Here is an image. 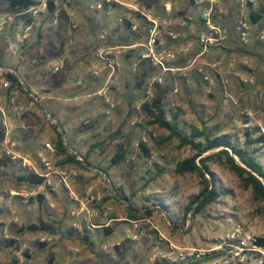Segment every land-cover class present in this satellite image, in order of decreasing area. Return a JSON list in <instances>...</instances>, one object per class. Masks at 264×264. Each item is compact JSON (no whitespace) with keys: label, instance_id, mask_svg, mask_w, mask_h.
Here are the masks:
<instances>
[{"label":"rangeland","instance_id":"rangeland-1","mask_svg":"<svg viewBox=\"0 0 264 264\" xmlns=\"http://www.w3.org/2000/svg\"><path fill=\"white\" fill-rule=\"evenodd\" d=\"M20 21L15 20L13 14L6 11L5 2L0 0L2 31L5 28L9 29L13 24L14 26L20 25ZM126 22L128 21L126 20L124 23L126 24ZM145 22L148 24L149 29V23L146 20ZM43 25L50 31H45ZM71 26L72 24L69 25L62 19V14L55 24L49 16L43 15L30 30L33 32L32 38L35 39L37 38V29L42 27L38 34L43 38V42L34 47L32 44L34 42L27 39L29 36L22 40H19V38L16 41L15 39L13 42L17 52L10 54L9 58L18 60L19 56L17 54H20V60L27 63V68L29 65L32 66L37 52L41 51L40 55L43 58L40 57L45 64L41 67L46 66L42 70L44 73L42 83L37 82L36 79L31 80V76H28L29 84L34 86L40 84L42 90L39 93L43 94L50 91L48 85L52 82H59L63 77L68 79L69 84L74 85V90L76 87H80V101H84V104H81L84 111H80L76 117H83L84 121H93V119L102 116L100 113L103 110V113L107 114L102 121L106 123L107 131L113 133L112 128L122 122L123 114L117 112L115 104L111 100L106 102V106L104 105L105 103L101 97H104L105 92L97 94V92L90 91L91 93H88L82 87L81 80L83 76L80 74L81 71H74L77 67L74 68L75 62L72 61L79 50L77 43L69 44L66 40V34ZM157 26L160 38L158 22ZM55 32H57L56 37L50 39L52 33ZM48 33L50 34L49 40H47ZM50 41H53L54 44L51 45ZM57 44L58 46H56ZM199 48H201L200 44ZM59 49L64 50L62 56H59V58L50 56V54H58ZM221 49L225 50V47ZM199 50L181 52V56L172 50L174 58L165 61L166 67L172 70L167 72H161L147 62L150 67L146 75L148 78L147 90H150L151 95L147 94V90L141 92L144 95L143 97L146 98L145 102H149L156 94H159L163 98L165 109L179 110L181 124L200 127V120L204 121L208 128L218 126L219 133L232 134L240 144L243 143L244 132L248 128L259 131L256 132L255 137L260 133L264 134V61L261 62V66H258L255 63L256 60L248 56V52H242L245 57L242 59L236 58V63L237 61L243 63L245 59L250 60L252 61V63H249L251 68H248V64L243 66L246 70L241 68V64L227 67L224 66L223 62L221 64L220 61L208 59L206 56L209 50L204 55H200ZM226 54H229V52H226ZM59 59H62L65 65L59 73L52 74L51 67ZM183 59L185 60L184 63H187L178 67V61ZM92 61L99 64L95 54ZM203 62L206 64H203ZM0 63L7 64V61L2 58ZM214 63H219V65L213 69L211 65ZM93 69L91 66L89 68L85 67L84 71L92 73ZM158 77H162V84L155 82ZM206 77L208 80H205ZM78 81L80 84L77 83ZM140 82V79L136 77L131 85L139 89ZM109 103L114 104L112 109L109 108ZM93 110L96 113H92ZM55 118L57 119V117ZM24 121L30 125V131L24 135L26 140H29L33 122L31 123L27 116L24 117ZM148 121L149 118L143 114L141 107L134 114H128L125 117L122 123H129L126 125L129 128L125 124L123 126L124 133L127 131L125 138L129 146L126 160L120 166L111 168L108 171V176H105L101 169L105 168L114 154L117 144L115 142L105 144L97 149L87 160L89 166L83 160L81 166L73 165L72 171H76V176L70 174L68 177L69 189L63 205L69 209L64 215L66 225L68 229L73 230H70L72 234L69 237L74 242H67V246L71 251L75 247L83 250L73 251V254L71 253L68 256L69 264H155L157 261L164 259L169 264H191L199 260L203 261L199 264H222L225 260H228L231 264H252L255 256L249 251L243 252L246 256L243 262L232 259L228 254L207 262L202 258L199 260L192 257L185 258L193 251L210 250L222 242L227 243L228 237L231 236L237 226L242 229L244 236L264 239L263 204L224 165L210 164L221 195L215 202L206 206L202 212L198 214L189 213L183 221V208L192 197L200 192L201 186L195 174L175 175L174 166L176 162L190 157L193 151L188 147L179 148L175 139L157 146V140L164 138L167 132L155 125H149ZM45 123L43 122V124ZM130 123L134 125L130 126ZM135 125L140 127V130L139 133L137 131L136 134H133ZM107 131L97 133L95 130L92 132V136H84L76 143H70L68 136L65 135L69 154L83 159L88 145L104 139ZM124 133L121 134L124 135ZM139 142H143L149 150L147 157H138L137 144ZM12 148L15 151L17 150L15 145ZM256 156L264 165V146ZM32 158H35V156ZM34 162L38 168L42 165L39 159ZM16 165L18 171L15 170L16 168L0 169V174L3 175L0 181V197L2 199L4 196L6 197L3 201L9 197L10 205L19 197L9 196L10 192L17 191L15 187L20 184L15 177L20 175L19 171L24 170L19 168L18 164ZM27 165L25 169L28 172L33 171ZM157 168H164L165 173L155 181L149 182L144 191H139V187ZM6 171L9 174H5ZM15 171L18 173H15ZM22 186L21 188L26 191H23V194L28 197L32 196L29 194L31 189L28 186ZM133 193L134 196H132ZM85 198L90 200L85 201ZM18 201L20 202L19 199ZM80 202H82V205H80ZM44 204L43 201L42 205L38 207L21 202L25 212L17 206V203L16 206L12 205V211H15L12 216L18 217V219L19 217H24V219L29 217V219L39 223L43 219V215L51 210L47 204ZM128 208L133 209L141 218L137 221L128 220ZM1 209L4 210V206L0 205V211ZM8 211L4 210L2 212L8 214ZM147 211L151 212L150 216L145 215ZM111 216L114 217L113 220L108 219ZM4 217H8V215ZM74 224L77 227H74ZM96 224H100V226H96ZM106 227L111 228L113 232L110 237L104 236L103 229ZM17 229L16 226L10 225L4 229L5 232L3 233V229L0 227V253H4L6 250L10 251L11 254L19 253L23 258V253L26 252L27 257L33 253L38 259H47L50 264H53V260L56 263L59 261L60 257L51 252L48 242L45 246L38 244L41 243L39 241L40 237H49L47 233L41 232L43 236H39L40 232L30 231L26 237L21 235L20 239L11 238L15 235ZM93 230L95 236H92V232H90ZM84 231H87V233H84ZM83 235L87 237L86 240H83ZM9 240H14L15 246L12 249L6 247L5 249V242ZM15 248L19 249L18 252H15ZM180 255L184 256V259H181Z\"/></svg>","mask_w":264,"mask_h":264},{"label":"crops","instance_id":"crops-1","mask_svg":"<svg viewBox=\"0 0 264 264\" xmlns=\"http://www.w3.org/2000/svg\"><path fill=\"white\" fill-rule=\"evenodd\" d=\"M98 1L100 0H69L68 8L64 9L62 12V19H64L69 25L72 24L71 29H69L66 34V40L69 44L73 42L77 43L79 52L77 51L76 56L74 57L75 59L72 61L75 62L74 68L77 67L74 71H81L80 74L83 76L81 83L83 84L82 87L84 90L88 93L94 91L95 93L97 92V94L105 92L104 97L100 96L105 103L104 105L106 106L108 100L113 101L117 112L123 114V122L128 114H134L139 110L141 105L145 103L146 98L143 97L144 95H142L141 92H144L148 88V78L146 75L150 67L146 61H143L140 58L141 53L143 52L141 45L147 41L148 37V24L142 17V19L139 18V15H141L142 12H145L151 18L156 20L159 24L160 39L163 46L175 51L176 54L181 56V52H187L189 50L200 49L199 51L201 52V48H199L198 44V35L202 33L204 29L200 20V8L195 5L196 0H112L113 3L110 6H106L104 10L90 11L89 5ZM237 1L238 0H222L220 5L216 8L214 22L227 30L228 41L224 46L225 50L221 49L223 47L209 48L206 57L210 60L220 61L221 64L223 62L224 66L226 65L227 67L241 64V68L245 69L243 68L244 64H248V68H251L249 63H252V61H247L245 59L243 63L238 61L236 63L235 59H242L245 57L242 52H248V56L253 57L256 60L255 63L258 66H261V62L264 61V40L260 41L258 37L264 28L263 20L258 24H250V36L248 42L246 44L242 43L239 39V33L235 25ZM3 2L5 1L3 0ZM254 7H256V5ZM125 16L130 18V23L137 26L136 31H132L127 22V24H125L124 22L119 23L117 21L119 18ZM22 23L23 22L20 21V25L18 24L14 26L13 24L9 29L5 28L4 31H0V59L4 58L5 61H7V64L0 63V66L12 68L16 72L17 78L22 82L20 87L17 88L16 86H12L8 91H5L2 96L3 113L8 116L10 122L14 124V129L10 134V145L8 146V149L11 147L9 151L16 156V160L12 161V163H8L4 167L1 166L0 169L5 170V168H16L15 170H17L16 164H18L20 168L21 162H24L25 166L28 164V168L33 170L31 172L44 177V184L42 186L27 185L18 180V177L24 170L19 171L20 175H16L15 177V179L19 181L18 183H20L15 187L18 192H10L9 196H12L11 193L24 195L23 191L25 190L21 187H23L22 185H25L31 189L29 194L32 196L30 197H35L37 195L43 197L45 204H47L51 210L47 211L46 215H43V219H41L42 222H40L46 224L48 229L46 231L39 230L37 232H40L39 236H43V234H41L42 232L47 233L49 237H40L39 241L48 242L51 252L60 257L57 263L53 260V264H69L68 256H70L71 253L73 254V251L79 252V250L82 251L83 249L75 247L71 251L69 246H67V242L74 241L69 237L70 234H72L70 233V230L72 229H68L64 216L69 209L63 205L65 196H67V190L69 189L68 177L70 174L76 176V171H72L73 165L75 166L76 164L67 161V155L69 152L67 149V143L63 140H65V135H67L70 143H76L84 136H92V132L95 130L97 133H104L108 129H106V123L102 120L106 118L105 115L107 113H103L102 110L100 113L102 116L93 119V121H84L83 117H76L79 115L80 111H84V109L81 108V104H84V101H80V87H76L74 90V85L69 84L68 79H65L64 77L59 82H52L49 84L48 88L50 91L43 94L39 93L40 90H42L40 84L37 86L29 84L30 80L28 79V76H31V80L36 79L37 82L42 83V77L44 76L42 70H44L46 66L41 67L42 65H45L42 61L43 57L40 55L41 51L37 52L32 66L29 65L27 68V63L21 62L20 54H17V56H19L18 60L9 58L10 54H15V52H17V48L13 41L15 39L17 41L18 36L23 32V29H25L23 28ZM43 28L47 32L50 31H48L45 26ZM30 30H32V28ZM41 30L42 27L37 29V38L35 39L32 38L33 32L29 31V37L27 39L28 41L34 42H31L34 47L39 46V44L43 42V38L38 34ZM56 34L57 32L52 33L50 39L56 37ZM101 34L105 35L104 40H100L99 37ZM39 37L41 40L37 42ZM49 37L50 34L48 33L47 40H49ZM50 44L53 45L54 42L50 41ZM56 46H58V44ZM101 48L112 49L117 55L116 57L119 62V68L114 72L107 68L97 57V52ZM59 51L58 54H50V56L53 58H59V56L63 55L64 50L62 51L59 49ZM226 52H229V54H226ZM94 54L96 55L99 64L92 61ZM184 61V59L178 61V64L181 66L186 64L187 62L184 63ZM203 64L206 63L203 62ZM90 66L91 68H94V71H92V73L85 72V67L89 68ZM51 73L57 74L53 73L52 70ZM136 77L141 81L139 83V89L134 85H131V82L134 83ZM77 83L80 84L79 81ZM13 91L17 92L18 102L26 108L27 113L25 116L28 117L31 123L33 122V129L31 134H29V140H26V137L24 136L26 134L21 131L19 122L13 117L11 108L7 103V95ZM92 113H96L95 110H93ZM45 114L57 117L59 126L55 127L49 125L45 119H43ZM43 122L46 123L43 124ZM122 122L115 125L112 128V131L115 132L121 127V133H124L123 126L124 124L126 126L128 122H125L124 124ZM130 124V126L134 125L133 123ZM126 127L129 128V126ZM59 128L61 129V132L58 130ZM133 128V134H136L137 131L139 133L140 127L135 125ZM56 132L60 133L61 140L63 141V152L56 151ZM126 132L124 135L121 134L123 136L120 138L112 136V133L107 131V134L105 135L106 137L101 141H105V144L124 141V143L127 144V139L125 138V136H127ZM3 136L4 130L0 125V158L4 156L2 149ZM48 144L53 148V152L45 148ZM14 145L17 146L16 151L12 148ZM33 156H35V158H32ZM38 159L42 164H40L42 167L39 166V168L36 167L34 162L38 161ZM41 159L48 161L50 165L48 169L43 165ZM17 171H15V173ZM5 174H9L8 171H6ZM2 178L3 175L1 176L0 174V181ZM5 198L6 197L4 196L0 202V205L4 206V210H9L8 214L3 213L2 211L4 210L2 209L0 211V227L3 229V233L5 232L4 229L6 227L10 225L16 226L18 229L16 230L15 235L11 238L20 239V237H22L21 235L26 237L30 233L27 229L28 225H41L40 222H35L34 220L29 219V217H25L24 219L21 215L23 218L19 217L18 219V217L15 218L12 216L15 212L12 211V205L16 206L18 203L17 206H19L22 211H25V208L21 205L20 197H18L20 202L18 199H15L12 205L9 204L10 198L8 197L3 201ZM40 205L42 204L36 199L30 203V206L40 207ZM5 215H8V217L3 218ZM96 226H100V224H96ZM90 232H92V236H95L93 234L94 230ZM84 233H87V231H84ZM112 233L113 232L108 236L104 234V236L110 237ZM17 255L20 258L21 264H50L47 259H38L33 253L27 258L23 257L24 259L19 253H17ZM10 256V251L8 252L5 250L4 253L1 252L0 262L7 263Z\"/></svg>","mask_w":264,"mask_h":264},{"label":"trees","instance_id":"trees-1","mask_svg":"<svg viewBox=\"0 0 264 264\" xmlns=\"http://www.w3.org/2000/svg\"><path fill=\"white\" fill-rule=\"evenodd\" d=\"M6 3V11L14 15L16 20H21L23 23V28L30 26L32 19L30 18L28 9L36 4V0H4ZM48 14L52 10V4L48 5ZM139 18H141L139 16ZM142 19V18H141ZM264 19V4L258 2L256 7H249L248 9V21L250 24H258ZM128 23V22H127ZM126 23V24H127ZM130 26V24L128 25ZM40 35V34H39ZM40 37L37 42L40 41ZM224 48V46H221ZM181 66L178 64V67ZM7 79L10 81L11 86H18L17 79L13 76H8ZM141 111L145 116L149 118L148 124L155 125L158 128L167 132L164 138H159L156 142L157 146L163 145L172 139L178 142V147H188L193 154L181 161L175 163L174 173L175 175H185L187 173L195 174L201 186L200 192L192 197L188 203L183 208L182 220L185 221L189 213L198 214L202 212L206 206L212 204L221 195L220 188L216 184V178L214 173L210 168V164H220L224 165L231 173H233L242 183V185L250 189L253 196L263 204L264 212V165L261 163L260 159L257 158L256 154L264 146V134L260 133L254 136L257 129L248 128L244 132V141L240 144L232 134L230 133H219L218 126L213 128H208L204 121L200 119V127L197 126H187L181 124L179 121L180 113L179 110H167L165 109L163 98L161 95L156 94L149 102H145L141 105ZM246 123V121H244ZM213 129V130H212ZM57 133L56 140V151L63 152V141L61 140L60 133ZM112 136L121 135V127H119ZM105 144V141H98L92 143L88 146L85 155L83 157V162L87 163L90 156L100 147ZM138 146V157H147L149 155V150L145 147L143 142H139ZM129 146L120 141L116 144L115 152L112 155L109 163L101 172L108 176V171L113 167L120 166L126 160ZM67 161L77 166H81V161L73 155H67ZM8 163H12L11 160L7 158H0V167L6 166ZM165 173L164 168H157L156 171L149 175L148 179L139 187V191H144L149 182L155 181L162 174ZM20 182L27 185L42 186L44 184V177L39 176L33 172H28L25 168L23 173L18 177ZM134 196V193L132 194ZM34 199L39 203H43V197L37 195L35 197L28 198V204H30ZM129 200V199H127ZM130 201V200H129ZM156 205V204H155ZM162 205V204H161ZM163 206V205H162ZM151 212L147 211L146 216H150ZM127 218L131 221H137L139 217L133 209H127ZM114 217H109V220H113ZM27 229L29 231H46L48 226L44 223L41 225H28ZM106 236L110 235L112 230L109 227L103 229ZM86 240V236H82ZM40 246H45L46 242L38 243ZM255 245L264 249V239L257 237L255 240ZM15 246L14 240H9L5 242V247L12 249ZM18 248H15V252H18ZM228 248L224 247L223 250L217 252H211L203 256L205 262L211 261L217 257L228 254ZM257 258L259 253L253 254ZM23 256L27 258V253L24 252ZM203 262L202 260L194 261L191 264H199ZM0 264H21L20 258L16 253H12L9 261L7 263ZM155 264H169L167 260L157 261ZM261 264H264V259H262Z\"/></svg>","mask_w":264,"mask_h":264},{"label":"built area","instance_id":"built-area-1","mask_svg":"<svg viewBox=\"0 0 264 264\" xmlns=\"http://www.w3.org/2000/svg\"><path fill=\"white\" fill-rule=\"evenodd\" d=\"M222 0H196L195 5L199 6L200 8V20L203 26V32L198 35V42L202 48L200 55H204L209 48L212 47H221L225 46L228 41V33L227 30L220 25L215 24L214 22V15L216 13V8L220 5ZM258 2L264 4V0H238L237 1V11L235 15V25L236 29L239 33V39L242 43L246 44L248 42L250 36V23L248 21V9L249 7H254ZM49 3L52 4V10L50 12V19L55 24L58 21V17L62 14L64 9L67 8L69 0H36V4L31 6L27 13H29L32 22L30 26L23 29L22 34L18 36L19 40L26 38L29 34L30 29L39 21V19L43 15H47L49 12L48 5ZM113 3L112 0H100L98 2L92 3L89 5V10H104L106 6H110ZM143 19H145L150 27L148 29V37L147 41L142 44L143 52L141 53V60L148 62L153 68L159 69L161 72L171 71L172 69L166 67L165 61L172 60L174 58V52L165 46L161 39L159 38L158 26L156 20L151 18L145 12H142L140 15ZM128 21L130 24V28L132 31L137 30V26L135 24L130 23V18L125 16L119 18L117 21L119 23H123ZM263 27H264V19H263ZM0 31H2V27L0 25ZM173 37V36H172ZM100 40L105 39V35H100ZM258 39L260 41L264 40V28L261 34L259 35ZM97 57L109 68L111 71H115L119 68V62L116 55L113 53L112 49L109 48H101L97 52ZM219 63H214L211 65V68H215L218 66ZM64 66L62 60L56 62L52 67L51 70L53 73H58ZM8 76H13L17 79L19 87L22 85V82L17 78L16 72L9 67L0 66V125L4 130L3 136V157L10 159L11 161L16 160V156L12 154L8 149L10 145V134L14 129V124L10 122L8 116L3 113V106H2V96L5 91H8L9 88L12 86L10 85V81L7 79ZM205 80H208L206 77ZM158 84H162V77H158L155 81ZM15 86V85H14ZM18 88V86H16ZM16 88V89H17ZM176 92V90H174ZM147 94H150V90H147ZM35 102V101H34ZM7 103L11 108V113L16 121L19 122V127L21 131L26 134L30 131V127L28 124L25 123L24 117L27 113L26 108L18 102L17 99V92L13 91L9 95H7ZM114 104L109 103V108L112 109ZM45 121L52 126L58 127L59 123L58 120L53 117L52 115L45 114L44 115ZM61 132V129H58ZM144 140V139H143ZM65 141V140H63ZM49 151L53 152V148L48 144L46 147ZM77 160L82 161V159L77 158ZM43 165L48 169L49 163L45 159H41ZM21 169L25 168V163H21ZM12 196H19L21 198V202L23 204L28 203V196L18 194V193H11ZM90 199L85 198V201H89ZM92 200V198H91ZM2 198L0 197V202ZM82 205V202H80ZM74 227L77 225L74 224ZM257 237H248L244 236L242 233V229L237 226L230 237H228L227 243L222 242L219 245L215 246L210 250H200V251H193L187 255V259L189 257L193 259H201L205 254L210 252H217L219 250H223L224 247L228 248V255L232 257V259H236L239 262H243L245 260V255L243 252H251V254L259 253V257L253 258L252 264H261L262 259H264V249L255 245V240ZM181 259H184V256L180 255ZM215 264V263H213ZM222 264H231L228 260L223 261Z\"/></svg>","mask_w":264,"mask_h":264}]
</instances>
